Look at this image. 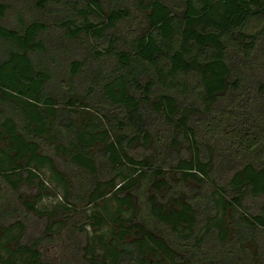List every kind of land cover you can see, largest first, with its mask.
<instances>
[{
	"label": "trees",
	"instance_id": "16d2710c",
	"mask_svg": "<svg viewBox=\"0 0 264 264\" xmlns=\"http://www.w3.org/2000/svg\"><path fill=\"white\" fill-rule=\"evenodd\" d=\"M14 7L0 0V19ZM33 7L57 18L0 24L13 47L0 58V264H58L42 247L77 212L86 264H264V78H234L264 66L252 54L260 31L248 30L264 0ZM89 38L105 43L90 58L59 51ZM44 53L57 75L35 64ZM138 146L174 156L159 165ZM43 170L61 189L49 210L37 206Z\"/></svg>",
	"mask_w": 264,
	"mask_h": 264
},
{
	"label": "rangeland",
	"instance_id": "374dc122",
	"mask_svg": "<svg viewBox=\"0 0 264 264\" xmlns=\"http://www.w3.org/2000/svg\"><path fill=\"white\" fill-rule=\"evenodd\" d=\"M8 3L10 4H14V9H10L7 12V15L4 19H0V24L5 25L7 27H14L17 28L20 24V18H19V14L20 13H24L26 14V16H31L30 18L37 17L39 16L38 14L41 13V17L43 20L48 21L49 22L55 20L57 18V14L55 12L56 8H51L50 9H45L42 10L41 12H38L34 9L33 7V0H6ZM17 3V4H16ZM67 14H68V10L66 9ZM65 10L63 11V14H65L66 12ZM26 20H28L26 18ZM249 31H260V35H261V39L260 42L258 43L256 49L254 52H252V54L254 55V57L259 58V61H263L264 60V22H262V20H252L249 27H248ZM56 30H53V33H55ZM58 31V30H57ZM59 32V31H58ZM65 40V39H64ZM47 43L44 42L43 44V48L45 50V52L49 51L50 48V41L47 40ZM66 43V44H65ZM64 43H62V45L59 48V51H61L62 53H67V49L69 48V53H67L69 56H76L78 58H90L92 56L93 50H99L102 49V46L105 45V43H98L97 41H95L93 38H89L88 39V43L85 44V46L83 47H79L77 44H73V42L71 41H66ZM11 44L10 43H4L2 41H0V58H4L6 53L10 50L11 48ZM13 48V47H12ZM232 52V51H231ZM233 53V52H232ZM45 54V55H44ZM44 54H33V60L35 62V64H39L41 62V60L44 59V63H40V65L43 69V71L47 72V70L49 69L51 73H54L55 75L58 74L59 70H60V64L57 66L54 63H50L49 59H48V54L44 53ZM45 64V66L43 65ZM247 68L242 70L241 68H239V70H236V74L234 76V78L236 77H240V78H252V79H256V78H264V66L255 69V70H251ZM238 71L240 72V74H238ZM73 78V77H71ZM82 77H74L72 79V81H79ZM245 82H247V80H244ZM52 89V90H51ZM61 90V91H60ZM59 91L60 92H65V90H67L66 88H61ZM57 89H55L52 84H50V92L52 93L51 95L56 96ZM44 149L46 150H50L48 144H44ZM132 152L135 153H140V154H146L147 156H155L157 158H159L158 160H156V163H160L159 165H165L166 162H170L172 161L173 158V153L168 150H166L165 152L162 153H156L154 150H144L141 147H136L132 149ZM160 152V151H159ZM153 154V156H152ZM100 168V166H99ZM42 174V178L45 180L48 189L46 190V194L43 195L40 200L37 203L38 208L40 209H51L53 206L57 205L58 202H60L61 199V189L50 179L49 176V172L47 170H43ZM108 173H100V176L105 177L107 176ZM172 176H175L174 174H170ZM87 177L90 180H94V178H92L91 176ZM191 185H193L194 183L191 182ZM150 190V189H149ZM23 194L25 195V198L29 199V200H34L37 191L34 189H29V188H23L22 189ZM172 201V198L170 197L169 200L167 201V204L170 205ZM250 203H246V205L249 206ZM78 209H82L81 206L78 207ZM60 219L63 218V214L59 217ZM83 215L81 213H72L71 217L69 218V220H67V227H64L63 231H60V233L56 236V237H52V240L50 242V239H47L45 242V245H43L42 250L44 253V258L49 260V261H53L55 263L58 264H86L85 260L83 259V252H82V246L85 244L86 241V233L81 231V226L84 225V219H83ZM43 225L41 227H38L37 229L33 230V227H28L27 233L28 234H42V230H43ZM88 230V229H87ZM1 233V231H0ZM71 245H75L76 247V251L70 252L69 247ZM156 259L154 257H152L150 259V261H155Z\"/></svg>",
	"mask_w": 264,
	"mask_h": 264
}]
</instances>
